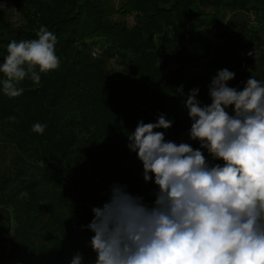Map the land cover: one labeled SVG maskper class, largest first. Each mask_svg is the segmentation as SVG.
Segmentation results:
<instances>
[{
	"label": "trees",
	"instance_id": "16d2710c",
	"mask_svg": "<svg viewBox=\"0 0 264 264\" xmlns=\"http://www.w3.org/2000/svg\"><path fill=\"white\" fill-rule=\"evenodd\" d=\"M8 1L24 25L12 28L0 11V64L10 41L37 39L43 26L57 37L59 66L41 74L39 84L26 78L16 98L5 96L0 83V138L37 169L39 162L57 164L51 177L0 171V243L5 241L4 227L11 230L6 237L10 255L23 264H71L77 253L82 264H95L93 233L87 229L94 207L88 211L87 197L104 198V185L114 182L134 194L142 190L143 202L151 206L158 191L152 180L144 182L142 163L127 146L137 124L155 123L163 115L172 121L167 130L188 133L187 75L208 58L216 72L235 73L229 87L242 90L250 77L264 83V34L248 29L243 19L234 33L223 25L228 12L254 13L264 21V0ZM131 14L134 23L128 26L122 18ZM207 29L221 43L208 41L202 33ZM109 63L119 65L120 74ZM215 75L197 87L201 103H211L208 88ZM181 85L182 95L177 92ZM35 123L45 125L42 135L31 131ZM157 131L165 136L166 130ZM202 151L210 165H223ZM132 161L138 171L122 170V163L134 165ZM74 168L81 171L73 174ZM50 180L68 182L71 189L56 197L71 210L68 227L38 190ZM79 211L89 216L81 218Z\"/></svg>",
	"mask_w": 264,
	"mask_h": 264
},
{
	"label": "clouds",
	"instance_id": "9594fccd",
	"mask_svg": "<svg viewBox=\"0 0 264 264\" xmlns=\"http://www.w3.org/2000/svg\"><path fill=\"white\" fill-rule=\"evenodd\" d=\"M37 39L12 40L0 64L3 94L19 97L26 78L59 66L57 37L41 27ZM235 73L221 69L202 106L199 89L187 93L188 138L166 141L172 121L137 124L128 148L143 166V180L158 189L151 206L114 184L108 202L92 208L87 229L95 264H264V83L250 77L242 90L229 87ZM183 94V86L177 89ZM231 108V112H229ZM31 131L43 134L45 125ZM223 165H210L202 151ZM151 174V175H150ZM77 253L71 264H82Z\"/></svg>",
	"mask_w": 264,
	"mask_h": 264
},
{
	"label": "rangeland",
	"instance_id": "374dc122",
	"mask_svg": "<svg viewBox=\"0 0 264 264\" xmlns=\"http://www.w3.org/2000/svg\"><path fill=\"white\" fill-rule=\"evenodd\" d=\"M116 3V0H113ZM0 11L5 14V16L8 19L9 24L12 26V28H18L24 25L23 20H21L20 15L18 12L15 11L13 5L8 1V0H0ZM207 11L212 12V9H208ZM128 26H132L134 23V16L128 15L122 18ZM238 19H243L247 22V28L253 31H256L258 34H264V28L263 24L264 21H259L257 19V15L254 13H235L231 14L230 12L226 13L224 16L223 20V25L226 28L227 32L234 33L237 31L238 26H237V21ZM228 26H227V25ZM262 26V27H261ZM202 33L205 35V37L208 39V41L212 42L213 45L215 46L218 43H221V40L217 39L215 37V33L213 29H207L203 30ZM210 63V58L202 62L201 64L193 67L187 75V85L189 88L194 89L200 86L202 83L201 82H206L211 76L215 75L217 72L211 67ZM111 67H113L114 73L120 74V67L119 65L116 66V64L109 63ZM210 102H204L202 103V106L204 105H209ZM0 134H3L0 128ZM165 138L166 141H173L177 144L184 142V143H189L191 146L199 147V143L196 141H191L188 138V133L184 131H175V130H166L165 131ZM5 140L0 138V171H12L14 174H16L17 171H25V175L30 176L31 178H38L40 177L43 173H45L48 177H51L52 175L54 176V172L56 171L54 168L57 163L55 161H51L49 163H38L36 165L38 167L35 168L34 166L30 165L29 161L23 156V154L15 149L14 145H6L4 143ZM8 144V143H7ZM15 158L14 161H11L10 159ZM133 162V161H132ZM134 165H131L130 163H122L121 167L122 170H130V171H138V168L135 167V163L133 162ZM23 165L25 167L23 168ZM134 169V170H133ZM27 171V172H26ZM71 171H74L73 174L79 173L78 171H81L80 168H74ZM18 177L20 175L19 172H17ZM46 179V178H44ZM48 180V179H47ZM99 180V181H97ZM42 185L40 186V189H38L46 198L47 203L46 206L51 210V212L57 214V218L59 219L68 227V224L66 221H69L68 218L71 215V210L68 209L67 207L60 206L57 203L56 197L59 192L63 193H70L71 189L69 187L68 182L64 181H59V180H50L49 182H41ZM96 183L103 185V180L100 178H96ZM116 183L114 182H107L104 185V194L105 197L98 198L97 201H94L92 199V195H89L87 197V209L91 207H100L103 206L106 202H108L109 197H110V188L112 185ZM125 190L130 193L133 196H138L142 197L143 191L141 190L140 192H132L131 190L125 188ZM104 201V202H103ZM82 206L79 204V208ZM10 212V211H9ZM83 211H79L81 213ZM82 214V213H81ZM84 216H89L86 213H83L81 215V218ZM2 220H0V223ZM75 222L76 223H81L78 217H75ZM12 226V224H11ZM4 233L5 241L0 243V264H23L21 260L16 257V256H11L10 255V245L6 241V237L11 235V230H5L3 227V230L1 231ZM3 239V240H4Z\"/></svg>",
	"mask_w": 264,
	"mask_h": 264
}]
</instances>
